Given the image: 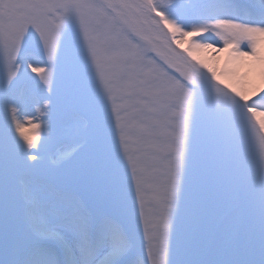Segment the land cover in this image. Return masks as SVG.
I'll list each match as a JSON object with an SVG mask.
<instances>
[{"label":"snow or ice","instance_id":"snow-or-ice-1","mask_svg":"<svg viewBox=\"0 0 264 264\" xmlns=\"http://www.w3.org/2000/svg\"><path fill=\"white\" fill-rule=\"evenodd\" d=\"M0 264H264V0H0Z\"/></svg>","mask_w":264,"mask_h":264},{"label":"bare ground","instance_id":"bare-ground-1","mask_svg":"<svg viewBox=\"0 0 264 264\" xmlns=\"http://www.w3.org/2000/svg\"><path fill=\"white\" fill-rule=\"evenodd\" d=\"M226 58V57H225Z\"/></svg>","mask_w":264,"mask_h":264}]
</instances>
